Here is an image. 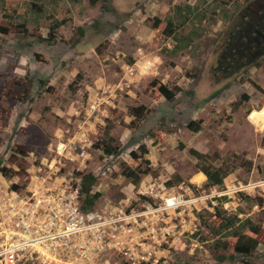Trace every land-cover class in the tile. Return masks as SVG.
Segmentation results:
<instances>
[{
	"label": "rangeland",
	"instance_id": "1",
	"mask_svg": "<svg viewBox=\"0 0 264 264\" xmlns=\"http://www.w3.org/2000/svg\"><path fill=\"white\" fill-rule=\"evenodd\" d=\"M6 5L0 0V95L25 76L34 87L30 102L0 99V118L10 112L1 165L18 171L11 157L20 162L18 146L28 151L26 175L0 174V185L25 184L33 166L65 146L73 158L65 172L80 185L94 175L91 194H101L87 210L102 220L101 239L84 234V264H264V125L251 120L264 108V53L219 69L230 36L249 27L252 42L259 37L253 19L264 14V0H21L11 27ZM64 9L71 22L50 40ZM155 18L173 23L176 34L155 44ZM243 38L233 46L243 49ZM155 81L175 99L154 92ZM141 105L151 113L133 128L130 110ZM191 121L203 130L191 132ZM106 129L123 148L120 157L104 158L95 147ZM140 145L152 174L134 185L122 172ZM190 149L215 158L227 172L221 185H209ZM259 219L258 248L237 255L235 234Z\"/></svg>",
	"mask_w": 264,
	"mask_h": 264
},
{
	"label": "built area",
	"instance_id": "2",
	"mask_svg": "<svg viewBox=\"0 0 264 264\" xmlns=\"http://www.w3.org/2000/svg\"><path fill=\"white\" fill-rule=\"evenodd\" d=\"M66 161L62 146L25 184L0 185V264H84V234L101 239L102 220L84 212Z\"/></svg>",
	"mask_w": 264,
	"mask_h": 264
},
{
	"label": "trees",
	"instance_id": "3",
	"mask_svg": "<svg viewBox=\"0 0 264 264\" xmlns=\"http://www.w3.org/2000/svg\"><path fill=\"white\" fill-rule=\"evenodd\" d=\"M79 1V0H76ZM91 5H96L98 0H89ZM21 0H7V5L5 7L3 13V22L7 24V26H12L13 21L20 9ZM37 7V6H35ZM41 10V8H38ZM69 13V9L63 10V18L60 22L55 23L50 30L49 37L50 40H56L58 38V32L61 27L66 26L71 19L69 17H65ZM17 28H21L26 32L24 25L18 26ZM3 28L0 29V32ZM5 32L8 31V27H5ZM153 42L155 44H159L161 42H165L172 38L177 31L176 26L171 22H166L161 20L160 18H155L153 21ZM4 32V33H5ZM263 37L260 40V37L255 39H248L242 40L239 46L242 45L243 49H247L251 47L252 52L255 49L256 45L262 43L263 44ZM250 40V41H249ZM239 43V42H238ZM264 45V44H263ZM241 49V48H240ZM247 51V50H246ZM257 57V56H256ZM255 57V58H256ZM82 79V75H77L76 84L80 82ZM15 90L9 89L8 93L5 96L0 95V99L3 97H7L11 101H18L21 103H27L32 100L31 92L33 91L34 82L28 76L21 77L16 79L13 82ZM151 88L154 89V92L158 93L159 96L164 97L168 101H173L176 97V93L173 90H170L159 81H155L151 84ZM44 91L46 93H51V87H45ZM242 98L246 101H250V97L248 95H243ZM264 104V98H263ZM131 115L133 117V121L131 125L133 128H139L140 125L145 121L148 115L151 113V109L147 106L141 105L137 107H132ZM10 119V112L6 110L2 117L0 118V135L7 129L8 121ZM187 128L195 133L198 134L203 130V126L201 122L198 121H191L188 123ZM105 138H103L99 143L95 145V147L102 151L103 157H120L123 153V148L117 143L114 137L110 135V129L105 130ZM1 137H0V147H1ZM138 152H131L132 163L131 166H125L123 169V176L132 181L134 185H139L142 181L143 176H147L152 174V167L151 162L147 158L149 155V150L146 145H140L138 147ZM17 152L22 155L20 162L17 160V156L12 155L11 160L13 163L18 165L19 170H15L13 168H7L1 165L0 163V174L6 178H13L15 176L23 177L27 173L26 167V160L28 151L23 146H18ZM190 154L197 159V167L201 173H203L211 186H218L221 185L224 179L227 177V172L223 170V168H219L216 166V162L214 161L215 158L213 156L203 154L198 152L197 150L190 149ZM252 164L249 162V168L251 169ZM97 184V179L92 174H84L82 177V184H81V195L83 201V208L84 212H87L88 209L93 208V204L95 200H97L101 194H94L92 195V189ZM16 188V187H15ZM263 226V220L259 219L255 224H250L248 227L247 233H237L235 234L237 238V242L234 245V251L237 255L243 257H249L252 255L253 252L259 246V241L257 236L260 234L261 228Z\"/></svg>",
	"mask_w": 264,
	"mask_h": 264
},
{
	"label": "flooded vegetation",
	"instance_id": "4",
	"mask_svg": "<svg viewBox=\"0 0 264 264\" xmlns=\"http://www.w3.org/2000/svg\"><path fill=\"white\" fill-rule=\"evenodd\" d=\"M254 20H256V22H254ZM253 22H254V24H256L258 26L259 30H256V32L259 35V37H261L262 33H261L260 28L264 27V14L263 15L259 14V16L256 19L255 18L253 19ZM250 33H251V29L249 30V27H245L242 31H240L238 33L237 37L235 35L229 37L230 38V41H229L230 44L223 49V54L221 55L222 59L220 60L221 64H219V66H220L219 69L222 70L224 73L228 72L229 68L231 70H235L238 67H240L242 64H244V61H247V60L252 61L253 59H255L256 56L262 55L264 53V45H263L264 39H263V44L260 43V44L256 45L255 49H253L254 52H252L251 47H248L246 49L249 53H245V51H246L245 49H239L238 47L233 46L236 44V41H238L243 36H246V37H248V39H250L249 38ZM262 37L264 38V36H262ZM229 57L232 59V63H230L228 66L224 65L226 63V61L224 59H227Z\"/></svg>",
	"mask_w": 264,
	"mask_h": 264
},
{
	"label": "bare ground",
	"instance_id": "5",
	"mask_svg": "<svg viewBox=\"0 0 264 264\" xmlns=\"http://www.w3.org/2000/svg\"><path fill=\"white\" fill-rule=\"evenodd\" d=\"M251 120H253L254 123L259 124L260 126L264 125V108H262L260 111H254L251 114ZM177 202L182 203L181 200H176L175 204H177Z\"/></svg>",
	"mask_w": 264,
	"mask_h": 264
}]
</instances>
